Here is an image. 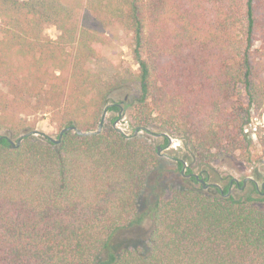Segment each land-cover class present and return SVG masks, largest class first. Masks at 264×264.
<instances>
[{
	"label": "trees",
	"instance_id": "obj_1",
	"mask_svg": "<svg viewBox=\"0 0 264 264\" xmlns=\"http://www.w3.org/2000/svg\"><path fill=\"white\" fill-rule=\"evenodd\" d=\"M118 29L138 71L94 72L117 60ZM106 108L118 116L99 135L18 148L0 135V264H264V128L245 132L264 114V0H0V130L19 138L44 115L96 131ZM126 114L182 142L174 169L115 126ZM188 161L214 174L236 161L253 181L205 190Z\"/></svg>",
	"mask_w": 264,
	"mask_h": 264
},
{
	"label": "rangeland",
	"instance_id": "obj_2",
	"mask_svg": "<svg viewBox=\"0 0 264 264\" xmlns=\"http://www.w3.org/2000/svg\"><path fill=\"white\" fill-rule=\"evenodd\" d=\"M84 0H82L83 2ZM58 31L54 27H49L46 30V35L51 38V39H56L58 36ZM111 37L113 38V50L115 53V56L117 60L114 62L112 60H109V58H105L106 60H102L100 62H92L90 64V68L94 72H101L105 75H111L114 74L117 71H132V72H137L138 71V65L135 63V60L132 55V50L130 47L131 44V34L124 31V30H116L111 34ZM118 66V67H117ZM125 96V95H123ZM122 96V97H123ZM245 100V98H243ZM116 100H121L119 97H116ZM118 116L116 113H108L107 114V119L116 117ZM259 118L262 122L261 128L258 130V133L260 132L261 129L264 128V114H262V117H259L258 115H254L253 118ZM252 118V119H253ZM251 119V120H252ZM28 122H36L35 126H30V128H34V131L38 132V134H45L46 136L52 137L54 139H57L60 130L57 129L56 127L52 126L50 123V119L47 116L44 115H39L36 117L28 118ZM115 126L119 128L121 131H123L125 134L131 136L134 133V128L130 127V122L127 114L125 116H121L119 118V121L116 122ZM257 133V134H258ZM0 135H8L9 138H11L14 142L17 141L18 138L14 137L11 133H8L4 130H0ZM137 137L143 140H149L154 142V145L156 147L161 148L160 156L165 160L166 168L168 169H174V165L171 160L172 157L178 155V150H181L183 148V144L179 139L172 138L173 143L172 145L168 148H163L165 141L164 138H156L154 135L151 133H147L145 131H141ZM253 140H257V137ZM183 151V150H182ZM185 151L179 153V156H182L181 154L184 153ZM235 163L233 166H218V175L217 173L214 174L213 172L209 171L212 177L214 176L217 177H223L227 175L233 176V178H236L237 180H244L247 177H252L253 171L249 170L247 167L242 166L240 163ZM187 165L192 166L193 172L199 173L201 171V168L198 166V163L193 165L189 161L187 162ZM258 169H261L263 174H264V165H259ZM170 178L172 179V182L176 188H181L184 186V181L185 178L181 177L179 174H171ZM212 178L211 182H214V179ZM240 192H238L236 189L233 190V195L234 196H239Z\"/></svg>",
	"mask_w": 264,
	"mask_h": 264
},
{
	"label": "water",
	"instance_id": "obj_3",
	"mask_svg": "<svg viewBox=\"0 0 264 264\" xmlns=\"http://www.w3.org/2000/svg\"><path fill=\"white\" fill-rule=\"evenodd\" d=\"M106 116H107V108L104 110L103 114H102V119H101V122L98 126V129L96 131H82L74 126H69V127H66L64 129L61 130L59 136L57 139H54L52 137H49V140L54 143V144H60L63 136L68 133V132H75L78 136H93V135H99L101 132H102V129H103V126H104V123H105V119H106ZM141 132L140 128H136L134 130V133H133V136L136 137L139 133ZM31 134H35V135H38V132L34 131V132H31V133H25L24 135L20 136L16 143L11 139V138H8V141L11 145L12 148H18L20 145H21V142L22 140L31 135ZM45 135V134H44ZM152 135H154L156 138H162V137H166L168 139V146L170 147L173 143V140L172 138H170L168 135H165V134H160V133H152ZM6 136V135H5ZM1 139V138H0ZM158 148V154H160L161 152V148L160 147H157ZM184 174V171L182 172ZM196 178H198L197 175H194ZM234 182L238 183V180L237 179H233ZM247 180L244 181V183H246ZM202 182V185H203V188L205 190L209 189V185L206 184V182L204 181H201ZM217 187H219L218 185H216Z\"/></svg>",
	"mask_w": 264,
	"mask_h": 264
},
{
	"label": "flooded vegetation",
	"instance_id": "obj_4",
	"mask_svg": "<svg viewBox=\"0 0 264 264\" xmlns=\"http://www.w3.org/2000/svg\"><path fill=\"white\" fill-rule=\"evenodd\" d=\"M183 169L181 171V173L184 171V174L182 173V175L187 179V180H196L197 182H199L201 185H202V182L201 181H204L206 182L207 185H209V188L211 187H217L216 185H220L218 184L217 182H211L212 180V175L210 174V172H207L206 170L204 171H201L199 173H196V172H193L192 170V166L190 165H187V163H185L183 165ZM194 175H197L198 178H196ZM233 179H236V178H233ZM246 181V183H244V181ZM253 181V179L251 177H247L245 178L244 180L240 181L238 180V183L234 182L232 180V182L230 183V189H229V194H233V190L236 189L238 192H240L238 189H237V186L239 185L240 182H243V189L242 191L240 192V194L244 193L245 190L248 188L249 184ZM222 179H220V183H222ZM203 186V185H202ZM257 186L259 188V190L262 192V194L264 195V182L262 183H258L257 182ZM220 187H217L216 189H218Z\"/></svg>",
	"mask_w": 264,
	"mask_h": 264
},
{
	"label": "built area",
	"instance_id": "obj_5",
	"mask_svg": "<svg viewBox=\"0 0 264 264\" xmlns=\"http://www.w3.org/2000/svg\"><path fill=\"white\" fill-rule=\"evenodd\" d=\"M262 122L259 118H253L246 128L245 132L249 138L255 139L257 137L258 130L261 128Z\"/></svg>",
	"mask_w": 264,
	"mask_h": 264
}]
</instances>
